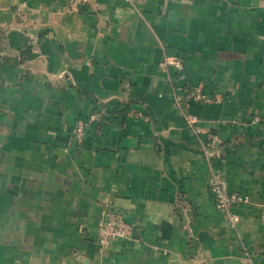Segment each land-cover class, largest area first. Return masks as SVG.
<instances>
[{
  "label": "crops",
  "instance_id": "1",
  "mask_svg": "<svg viewBox=\"0 0 264 264\" xmlns=\"http://www.w3.org/2000/svg\"><path fill=\"white\" fill-rule=\"evenodd\" d=\"M70 1L0 0V264H264V0ZM201 81L192 130L172 96ZM107 210L133 233L100 251Z\"/></svg>",
  "mask_w": 264,
  "mask_h": 264
},
{
  "label": "built area",
  "instance_id": "2",
  "mask_svg": "<svg viewBox=\"0 0 264 264\" xmlns=\"http://www.w3.org/2000/svg\"><path fill=\"white\" fill-rule=\"evenodd\" d=\"M90 0H71L69 10L76 11L80 5H85ZM15 15L18 19H23L25 14L20 8L15 9ZM159 66L166 70L173 67L177 72H182L184 64L180 59L165 57L160 61ZM205 81L197 84L175 85L172 105L183 116L188 127L192 130L196 129V123L199 118L197 115L190 113L187 109L191 103H213L221 102L222 96L218 92L209 94L205 91ZM141 115V113H137ZM88 121L86 119H78L76 121L73 139L77 143H81L84 139V130ZM208 189L212 195L214 206L220 211L232 226H235L239 217L234 208L240 204H247L249 196L238 191L228 189L224 177L218 172H212L207 181ZM133 225L127 222L124 217L114 210L103 212L97 227L96 243L100 251H105L115 239L127 240L132 236ZM243 255L249 259V250L242 247Z\"/></svg>",
  "mask_w": 264,
  "mask_h": 264
}]
</instances>
